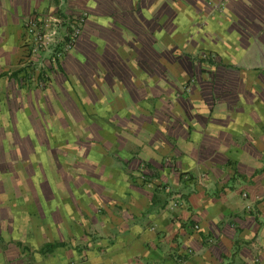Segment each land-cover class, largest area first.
Instances as JSON below:
<instances>
[{"label":"crops","instance_id":"1","mask_svg":"<svg viewBox=\"0 0 264 264\" xmlns=\"http://www.w3.org/2000/svg\"><path fill=\"white\" fill-rule=\"evenodd\" d=\"M212 4L0 0V74L17 65L28 17L51 5H78L86 14L73 56L81 74L68 87L75 88L78 123L93 129L76 128L73 135L84 142L73 163L64 158L72 146L62 147V157L51 148H31V161L39 164L34 168L51 174L56 167L72 168L80 176L64 190L52 179L48 193H19L18 220L0 210V264H264V0H230L237 6L228 18L206 24L215 30L213 40L208 35L214 51L236 49L240 56L235 69L224 61L209 71L214 86H201L205 93L197 92L194 81L193 92L184 96L190 70L185 55L175 53L169 65L168 47L160 45L168 20L177 30L184 24L173 20L174 5L192 11L198 5L201 12ZM201 37L197 32L191 40ZM251 71L255 76L234 97L237 72ZM225 80L230 88L224 85L222 94L219 83ZM22 131L19 137L37 136V129ZM173 196L178 205L170 209ZM46 244L58 246L43 252Z\"/></svg>","mask_w":264,"mask_h":264},{"label":"rangeland","instance_id":"2","mask_svg":"<svg viewBox=\"0 0 264 264\" xmlns=\"http://www.w3.org/2000/svg\"><path fill=\"white\" fill-rule=\"evenodd\" d=\"M229 1L214 0V4L200 7L201 12L197 9L198 5L197 8L193 7L195 11H192L188 5H174L175 10L172 13L176 16L173 20L177 21L180 17L184 24L177 30L172 20H168L167 38L160 45L168 47V57L171 56L169 65L172 60L174 61L175 53L177 56L181 52L185 55L184 66L190 68L189 76L185 79V84L182 87L185 97L193 92L194 81L198 82L197 92L205 93L201 86L205 85L207 88L208 85L214 84L213 81H210L211 77L209 76L213 73L209 74V71L213 72L215 67L226 65L227 63L224 61L228 62L227 65L232 64L234 69L237 67L238 63L235 59H239L240 51L226 50L222 46H220L222 48L219 52L214 51L212 40L215 30L210 32L209 29L212 26L206 25L215 20L217 21L216 25H219L220 21H224V17L228 18V14L233 12L231 8L237 6L228 5ZM75 6L78 7V5H51L44 14L40 13L42 15H38V17H28L22 26L17 65L10 68L8 73L0 74V143H5V145L4 143L0 145V200H2L0 210L9 211L8 213L11 214L9 220H18L19 193L31 194L35 193V189H38L39 193H48V181H52V179L56 180L57 187L64 190L72 184L73 179L76 180L80 176L72 168L64 170L61 167L52 169L51 174L46 168L45 170L34 168L39 167L38 160L31 161L33 146H39L47 151L51 148V154L55 151L57 157L64 155L62 147L72 146L73 152L64 158L68 163H73L75 152L79 147L77 145L80 144L79 142H84L73 135L77 131L76 128L78 130L81 128L82 123L78 122L82 116H80L79 103L78 106L75 105L76 100L71 98L75 88L71 92L69 91L71 88L68 87L69 84L78 82L80 78L81 70L78 66V59L76 62L73 56L74 51H77L80 42H82L81 37L87 18L86 14L77 10ZM207 8L210 10L208 11ZM197 32L202 36L201 39L205 38L204 41L192 42L191 36ZM210 33L212 40L208 37ZM182 38H184L183 44ZM179 40L180 46L178 50L174 51L172 48H175L174 44ZM214 41L217 42V39L214 38ZM209 43H211L210 46ZM181 45H184L183 48ZM176 63H179V60ZM196 68L199 69L198 72ZM240 74L237 72V79L232 81L233 86L230 93L234 97L243 94L250 79L255 76V73L251 71L248 74L242 73V77L245 78L241 79ZM219 84L218 89L222 94L224 85L226 89L230 88L227 80L220 81ZM218 89L215 91L216 94L220 91ZM213 90L214 87H211L214 97ZM178 91L177 93L180 94ZM20 113L23 114L20 116ZM48 116L55 121L50 124L47 121ZM22 119L23 121H21ZM27 119H29L28 123L25 122ZM87 127L93 130L88 125H82L81 129L87 131ZM22 128L37 129L36 138L19 137L22 136ZM69 131L72 136L65 137ZM4 134L8 136L5 138ZM25 137H29V135L27 134ZM19 146L23 149L22 154H19ZM78 151L80 152V150ZM83 152L84 150H81V154ZM41 155L42 153H40ZM41 162L44 163V160L42 159ZM22 203H20L22 206L29 204L28 202ZM17 223L16 225H18Z\"/></svg>","mask_w":264,"mask_h":264},{"label":"built area","instance_id":"3","mask_svg":"<svg viewBox=\"0 0 264 264\" xmlns=\"http://www.w3.org/2000/svg\"><path fill=\"white\" fill-rule=\"evenodd\" d=\"M177 205H178V198H177L176 196H173V197L170 199L169 203H168V208L173 209V208H175Z\"/></svg>","mask_w":264,"mask_h":264},{"label":"trees","instance_id":"4","mask_svg":"<svg viewBox=\"0 0 264 264\" xmlns=\"http://www.w3.org/2000/svg\"><path fill=\"white\" fill-rule=\"evenodd\" d=\"M58 245H55V244H46L43 248H42V250H43V252H50V251H52L53 249H55L56 247H57Z\"/></svg>","mask_w":264,"mask_h":264}]
</instances>
